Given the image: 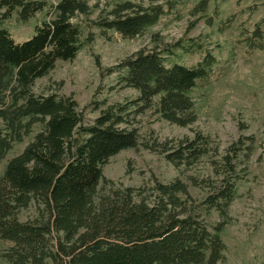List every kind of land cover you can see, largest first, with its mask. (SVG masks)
Instances as JSON below:
<instances>
[{"label":"trees","instance_id":"obj_1","mask_svg":"<svg viewBox=\"0 0 264 264\" xmlns=\"http://www.w3.org/2000/svg\"><path fill=\"white\" fill-rule=\"evenodd\" d=\"M100 1L91 6L88 0H0V164L16 144L32 137L0 176V239L13 244L1 259L7 264H219L227 249L223 233L230 207L247 178L240 167L241 155L248 156L243 141L214 161L216 177H208L209 192L200 204L180 178L156 180L147 190L100 192L109 160L143 144L138 116L152 111L179 127L197 121L193 92L215 76L213 53L205 51L195 66L168 61L177 49L186 54L203 49L192 41L127 56L108 72L117 75L122 88L136 90L138 98L127 104L102 103L105 108L92 124L85 123L73 96L35 91L36 82L57 62L75 60L94 42V33L85 37L87 25L79 17L89 19L98 10L92 26L110 41V32L123 40L143 37L166 15L156 1L103 0L102 8ZM208 4L201 0L191 14L205 15ZM39 13L45 19L25 42H16L3 26L15 14L27 23ZM232 22L233 17L223 22L224 29ZM241 42L247 53L264 52V18ZM144 146L180 169L209 156L212 141L195 132L174 145L154 141ZM199 184L191 178V185ZM31 207L35 216L21 220V212ZM212 211L220 221L210 227L202 216Z\"/></svg>","mask_w":264,"mask_h":264},{"label":"rangeland","instance_id":"obj_2","mask_svg":"<svg viewBox=\"0 0 264 264\" xmlns=\"http://www.w3.org/2000/svg\"><path fill=\"white\" fill-rule=\"evenodd\" d=\"M46 1L49 4L59 2ZM88 1L91 6L99 2ZM155 1L164 5L166 15L143 37L134 40L116 38L113 32L109 33L112 40L102 38L91 22L98 18V10L89 19L79 17L78 22L87 25L85 37L94 33V42L81 50L75 60L57 62L48 76L36 82L35 91L73 96L85 123L92 124L105 108L102 103L127 104L139 96L136 90L119 86L117 75H110L108 69L143 48H172L178 43L189 45L192 41L203 45L201 51L188 54L177 49V55L168 58L170 63L195 66L202 60L204 52L210 51L218 61L212 80L193 92L197 121L191 126L179 127L152 111L138 116L137 127L143 144L109 160L103 167L100 192L126 187L147 190L156 180L170 183L180 178L188 183L193 201L200 204L209 192L206 187L208 177H216L214 161L221 160L230 145L243 141L248 156L241 155L240 167L245 169L247 178L230 207V223L223 233L227 249L219 264H264V52L247 53L245 43L241 42L243 36L251 33L264 18V0H209L207 13L198 16H193L191 11L201 0H145V4ZM100 3V8L104 7L103 0ZM254 5L256 10L253 12L250 8ZM1 13L3 10H0V20ZM231 17L233 22L224 29L226 24L223 22ZM44 19L45 13H39L27 23H20L15 14L3 21V26L16 42L22 43L34 35L35 27ZM209 19H212L211 24ZM155 37L159 38L157 42H154ZM195 132L210 137L212 150L209 156L191 167L177 169L164 156L144 146L154 141H168L174 145L181 139L193 137ZM31 138L14 146L0 164V176L8 161L20 154ZM191 178L201 184L191 185ZM35 212L34 207L22 211L21 220L32 219ZM202 218L210 227L220 221L214 211L210 215L203 213ZM12 245L0 239V255ZM0 264H7L1 256Z\"/></svg>","mask_w":264,"mask_h":264}]
</instances>
